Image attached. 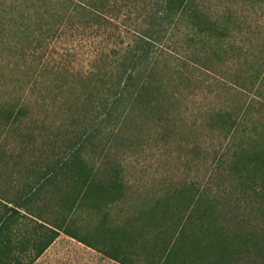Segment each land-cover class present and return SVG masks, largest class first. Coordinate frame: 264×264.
<instances>
[{
    "label": "rangeland",
    "instance_id": "374dc122",
    "mask_svg": "<svg viewBox=\"0 0 264 264\" xmlns=\"http://www.w3.org/2000/svg\"><path fill=\"white\" fill-rule=\"evenodd\" d=\"M93 1L0 0V210L20 202L3 236L13 264L57 231L32 264H159L179 223L207 243L215 209L232 227L263 221L264 0H193L196 17L163 28L144 9L155 0L100 2L122 16L101 27L82 8ZM143 19L155 37L140 45L141 93L111 99L108 72L131 61L122 48ZM73 148L74 173L55 171ZM193 239L201 264L216 258ZM237 257L229 264H264Z\"/></svg>",
    "mask_w": 264,
    "mask_h": 264
},
{
    "label": "trees",
    "instance_id": "16d2710c",
    "mask_svg": "<svg viewBox=\"0 0 264 264\" xmlns=\"http://www.w3.org/2000/svg\"><path fill=\"white\" fill-rule=\"evenodd\" d=\"M104 1L105 0H94L93 5L91 3L90 5H82L83 9L89 10L92 13L94 21H96L93 24L96 27H101V23L106 19L117 21L122 19L121 15L113 14L111 11H106L102 8L101 5ZM192 1L193 0H155L153 5L145 6L144 9L147 14H153L156 19L159 20L158 23H160L163 28V26H166L167 23H173L176 20H180L185 15L189 16V21L194 18L193 16L196 17V10L193 7L191 8L190 5ZM75 11L77 14L73 13L72 15H79V11H77V9ZM110 12L111 14H109ZM146 22L147 20L144 19L141 21L144 28L137 31L138 34L128 35V45L122 48L123 51L121 53L124 54L123 58L131 59V61L125 65V63L121 60V57H119L118 59H120L121 62H119L116 67L111 68L110 72H108L109 77H112L113 81L111 84L105 85L103 93L111 95V99L119 100L123 99L127 95L136 96L141 93L139 92L141 90L138 91V89H135L133 84L134 78L140 73V68L136 65V62L142 57L147 58L150 53L142 51L140 49V45L145 44L148 41H152L155 37L152 33L154 25H148L147 27L145 26ZM95 58L106 60L105 51L98 50L95 53ZM82 154L81 148L71 149L69 152L65 153L63 159H57L52 162L53 167L55 166V171H65L66 173H69L67 175L73 174V167H76L78 160L83 159ZM259 157L261 161L253 165H256L255 170H257L260 166L262 167L259 170H264V153L260 154ZM239 165L242 167H238V172H243L242 170H245V168L248 169L249 166L246 163H243V165L240 163ZM44 173V171L38 173L40 176L34 181L36 183L38 181H42L45 177ZM70 178L71 177L67 178L68 181ZM86 180L89 182L92 179L88 176ZM1 199L2 198L0 196V200ZM8 203L12 204L7 206V208H4V211L0 210V259L3 264H13L14 258L12 257V246L3 239V236L8 230L6 225L12 213L14 211L19 213V208L16 207H20V202L13 203L11 200H8ZM213 212L215 214L214 220L216 223L212 230L209 227V229L207 228L208 231H206L209 235H213L211 236L212 240L208 239L207 243L204 242L203 240L205 239H201L203 237L197 230H191L189 223H179L173 230L169 244L162 250L159 264H201V261L204 262L205 259L203 256L200 258L201 260L198 258L196 251L197 244L194 242L193 245L185 243L186 239L190 240L192 238H194L193 241H198L200 245L204 242V245L212 246L211 248L215 251L216 258L206 261V263L209 264H229L238 258V255L242 256L243 254L246 256L255 255L264 257V246L262 247L260 244V242H264V219L261 222H255L251 226L250 230H245V228L243 229L240 226L232 227L228 223H221L219 221V214H217L218 211L215 209ZM36 216L41 218L37 214ZM199 219L204 220L205 216L200 215ZM38 223H40L39 225L41 228H48L51 230L50 226L44 222ZM258 225L259 227H257ZM39 234L40 236L43 235L40 232ZM58 234L59 232L57 231L51 235L50 238L46 239V241L42 242V244L36 248L34 253L28 246H24L21 251L22 254L20 256V264H32L34 260L52 243ZM230 239L233 240L231 245H226L224 243L225 240L231 241ZM223 258L224 260L222 261Z\"/></svg>",
    "mask_w": 264,
    "mask_h": 264
}]
</instances>
